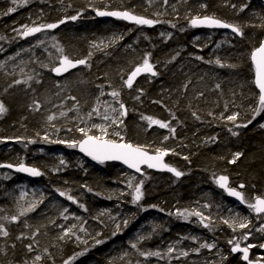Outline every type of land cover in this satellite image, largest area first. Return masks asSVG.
<instances>
[{"label": "trees", "instance_id": "trees-1", "mask_svg": "<svg viewBox=\"0 0 264 264\" xmlns=\"http://www.w3.org/2000/svg\"><path fill=\"white\" fill-rule=\"evenodd\" d=\"M96 10L128 11L158 22H99L92 17ZM204 16L237 25L243 35L217 51H197L201 44L191 39L203 31L189 22ZM50 23L60 27L40 35L38 44L20 34L24 26ZM113 34L116 48L100 51L97 44ZM207 34L212 44L216 36ZM0 37V103L6 108L0 113V164L41 172L28 182L39 190L19 199L13 187L20 178L2 179L0 171V225L8 232L0 234V264H244L230 254L237 243L253 245L250 260L264 261V214L248 207L264 199V112L252 119L259 104L249 63L264 38L260 0H0ZM63 56L86 64L55 80L50 70ZM145 58L156 75L116 90ZM99 89L119 93L126 111L118 127L124 142L149 153L166 151L165 163L182 173L180 180L148 172L135 177L118 165L76 155L68 144L83 137L76 129L88 121ZM234 114L237 120L229 121ZM145 117L169 127L150 125ZM236 153L240 157L230 163ZM217 176L228 177L242 193L244 208L216 189ZM137 185L143 196L133 203ZM241 222L247 227L239 228ZM69 229L71 235H64ZM246 234L257 240L244 239Z\"/></svg>", "mask_w": 264, "mask_h": 264}, {"label": "snow or ice", "instance_id": "snow-or-ice-1", "mask_svg": "<svg viewBox=\"0 0 264 264\" xmlns=\"http://www.w3.org/2000/svg\"><path fill=\"white\" fill-rule=\"evenodd\" d=\"M165 3H167V0H165ZM201 7H204L201 5ZM242 10V9H241ZM15 11L14 8H9L8 13H11ZM98 16H115L120 19L124 20H130L135 22L138 25H149L151 26L152 24L158 22V21H153L150 19H146L141 16H136L131 14L128 11H112V12H105V11H97ZM77 17L73 16L70 17V19L75 20ZM64 20L59 21L60 24L64 23ZM191 25L193 27L199 26V25H206L208 27H220V28H230L232 32L236 33L239 36L243 35L242 29L233 24H228L225 23L213 16H204L203 18L200 17H193L190 21ZM174 26V25H173ZM58 27V24H46V25H41L39 27H28L24 26V31L21 32L20 34L23 37H27L30 35H33L35 33L41 32L42 29L47 28V29H54ZM2 38V37H0ZM54 39V38H53ZM199 59V57H198ZM251 60L254 65L255 69V84L257 88L259 89V106L254 110L255 115H253V120L256 119V116L260 115L262 112H264V41L260 42L259 47L255 48L252 53H251ZM219 63V61H217ZM78 64H86V61L81 59L77 61H73L69 59L67 56H63L62 59L60 60V66L53 68V71L59 75L62 72L68 71L70 68L76 67ZM3 65L0 64V68H2ZM142 72H150L152 75H156V73L153 71V66L149 63L148 59L145 58L143 61L142 66H137L131 74L128 75V78L126 81H124L125 85L128 88H131L133 86V81L136 76H138ZM31 77H29L30 79ZM16 84L21 83V81L17 80L15 81ZM26 83V81H25ZM11 87V85H10ZM219 87V85L217 86ZM113 97H117L119 95L118 92L113 91L111 93ZM72 99H75V97H72ZM39 107V105H37ZM120 108L124 109V105L120 104ZM6 111V108L3 103H0V113H3ZM115 111V109H113ZM93 112H97V109H93ZM61 115H64V113H61ZM92 113H89V117H91ZM121 116L126 115V111H122L120 113ZM195 115V113H193ZM199 118V117H197ZM49 120L53 119V116L48 117ZM104 120H108L109 117L108 115L103 116ZM151 124H158L161 128H168L169 125L166 123H163L159 120H153L151 117H145ZM229 121H236L237 120V115H230L227 117ZM113 124H116L117 121L115 119L112 120ZM248 123H252V120H249ZM238 127H246L247 125H237ZM260 127L264 128V124H261ZM92 129H97L99 131V135L97 134H90L92 132ZM78 132L81 133L83 136V139L79 141H74L72 143H69V147H79L80 151L85 153L87 156H90L93 160L99 161L103 163L104 161H121L125 165H127L131 169H135L137 172L141 171V165H146L148 168H166L168 171L172 172L175 174V176L180 177L182 175L181 172L177 171L175 168H170L168 165L162 163V158L167 154L166 151H163L161 149L156 150L155 155H150L148 151L145 150L144 147L138 146V145H133L128 142H124L123 136L119 132H113L111 133L112 136L119 137V140L116 139H111L109 137V132L107 128L103 125L99 124H93L91 128H86V127H78L76 129ZM170 131H174V129H170ZM233 135H236L237 133L233 132ZM167 139V137H165ZM31 142V141H30ZM54 142H61V141H54ZM241 153H236L234 155V158L230 163H235L236 159L240 157ZM63 163V161H62ZM0 166H5V167H13L12 165H0ZM17 171L21 172H26L32 176H39L41 175V172L37 170L36 168H30V167H25L23 164H21L19 167L16 169ZM143 181H141V184ZM216 183L225 191L228 192L229 195L236 197L238 200L241 201V203L244 202V197L241 192L236 191L233 188L228 187V177L226 176H220L217 180ZM241 188L244 187V185H240ZM61 196H64L65 193L61 192ZM143 193L141 192V186L137 185L135 188V194L133 195V203H136L142 199ZM69 200H72L73 203H76L75 200L71 196L67 197ZM35 205L32 207H29L22 211L20 215H24L25 212L33 210ZM81 208H83V205H80ZM248 207L250 209H253L257 214L264 213V199L257 197L255 204H249ZM65 212H67V209H64ZM195 215L199 216L201 215L200 213H195ZM11 219L15 221L17 219L16 216H12ZM127 221H124L125 226L127 225ZM225 223H228V221H225ZM230 227L232 225H229ZM205 227H208V225H205ZM247 224L244 222L239 223V228L243 229L246 228ZM117 230H119V225H117ZM259 231L264 232V227L260 228ZM0 234L7 236L8 232L4 229L3 225H0ZM71 234V229L67 230L64 235H69ZM115 235V233H114ZM20 237H17L19 239ZM63 239V237H61ZM143 239V237H141ZM244 239H247V236L244 237ZM103 241L97 240L96 243H102ZM233 241L229 240V244H232ZM133 248H136V244L131 245ZM215 245L214 244H202L200 247L202 248H213ZM29 251L32 250V245L27 246ZM251 247H254L253 245H249L248 247L241 248L240 245L237 243L235 244L231 251L232 252H241L242 259L247 261L248 264H260V260L257 261H251L249 259V249ZM260 247L264 248V245H260ZM173 249L170 247L168 249V252H172ZM83 253H79L77 255H82ZM141 255H151V256H159V252H151V253H140ZM183 255H187V253H182ZM36 261H40L41 257L37 255L35 257ZM261 260H264V257L261 258ZM65 264H69V261H65Z\"/></svg>", "mask_w": 264, "mask_h": 264}, {"label": "rangeland", "instance_id": "rangeland-1", "mask_svg": "<svg viewBox=\"0 0 264 264\" xmlns=\"http://www.w3.org/2000/svg\"><path fill=\"white\" fill-rule=\"evenodd\" d=\"M28 27H31V26H28ZM213 34H215L216 39L214 40V42L212 44H211V42L213 41L212 37L210 35H208L206 32H202V33L198 34L195 37V41H198L201 44V47H197L196 50L197 51H203V50L208 48L209 49L208 53H211L212 51H217V50L221 49L224 45H227L228 39L231 37V35L227 34V33L215 32ZM116 39L117 38L113 34L109 38L104 39L107 41L105 43H102L101 46L105 47L107 45H109V46L117 45ZM37 42H38V40L34 41V43H37ZM126 47L128 48L129 46H126ZM109 91H113V90L110 89ZM114 101H115V99L112 98L108 93H105V91H103L102 89H99L96 93V100H95V103L93 106V109L94 108L97 109V112H93V109H92V115H91V117H89V114H88L89 119L86 122L85 127L91 128V126L93 124L103 125L107 128V130L110 134L108 138L119 140V137L111 135V133H113L114 131L119 132L118 127L120 125V118H121L119 107L117 104H115ZM113 109H115V111H113ZM105 114L108 115V117H109L108 120L103 119V116ZM113 119H115L117 121L116 124L112 123ZM91 133H94L97 135L100 134L97 129H92ZM40 153H43V150H40ZM55 155H59V154L56 153ZM11 177H12V175L5 173V172H2V174H1L2 179L9 180V179H11ZM37 190L38 189H35V188L30 189L28 187V184L24 181H19L17 183V185H15L13 187V191H15V193L17 194L19 199H24L27 196L31 195L32 192L37 191ZM253 231H255V229ZM70 235L71 234H69L67 236H70ZM246 236H247L248 240H252V241L257 240V238L251 236V234H249V235L246 234ZM249 245H251V244L247 243L245 246L248 247ZM251 248H253V247H251ZM209 264H214V263L210 262ZM263 264H264V262H263Z\"/></svg>", "mask_w": 264, "mask_h": 264}, {"label": "water", "instance_id": "water-1", "mask_svg": "<svg viewBox=\"0 0 264 264\" xmlns=\"http://www.w3.org/2000/svg\"><path fill=\"white\" fill-rule=\"evenodd\" d=\"M261 2H262V4L264 5V0H261ZM112 11H116V10H110V11H106V12H112ZM93 15H94V17H95L96 19H98L99 21L113 20V21H117V22H120V23L127 24V25H129V26H131V27L138 26V24H136V23L133 22V21L120 19V18H117V17H115V16H107V15H106V16H98V15H97V11H95V12L93 13ZM202 18H203V17H202ZM142 26H146V27H147V26H149V25H142ZM190 26H191L193 29H196V30L209 31V32H213V33H215V32L227 33V34H230L231 36L239 37V35H237L236 33L232 32L230 28L208 27V26H206V25H199V26H195V27H193V26L191 25V23H190ZM56 28H57V27H56ZM56 28H54V29H56ZM54 29H47V28H44V29H42L41 32L35 33V34H33V35H30V36H36V35L41 34V33L45 32V31H47V30H54ZM262 41H264V38H263ZM258 47H259V46H258ZM61 59H62V58H61ZM61 59H60V60H61ZM60 60L58 61L57 65H56L55 67H59V66H60ZM71 60H73V61H77V60H74V59H71ZM250 63H251V65H252V67H253V70H254V77H253V78H254V79H253L254 87H255V89H256V90L258 91V93H259V89L257 88V86H256V84H255V82H254V81H255V69H254V65H253L252 60H251V54H250ZM84 65H85V64H82V65H81V64H78L76 67H74V68H70L68 71H66V72H62V73L59 74V75H57V74L53 71V69H52V72H51V73H52V76H53L54 78L61 80V79H64L68 74H70V73L74 72L75 70H77V69L83 67ZM55 67H54V68H55ZM153 71H154V70H153ZM154 72H155V71H154ZM129 74H131V72H130ZM129 74H128V75H129ZM128 75H127V78H128ZM142 76H148V77H150V78H153V77H154V75H152L150 72H142V73H140L138 76L135 77V79H134V81H133V84L135 83V81H136L137 79L141 78ZM127 78H126V80H127ZM126 88H128V87L126 86ZM76 152H77V154H78L79 156H81V157H83V158H86V159H89L91 162H93V163H95V164H99V165H111V164L118 165V166L122 167L123 169H125L128 173H130L131 175L136 176V177L141 176V175H142V171H143V170H146V171L151 172V173H155V174H163V175L170 176V177L174 178L175 180H180V179L182 178V175H181L180 177H177V176H175L174 173L168 171L166 168H148L146 165H141V171H140V172H137L135 169H131V168H129L127 165H125V164L122 163L121 161H104L103 163H101V162H99V161L93 160L90 156H87L85 153L81 152L78 146L76 147ZM148 153H149V152H148ZM149 154H150V155H155L156 153H149ZM162 163H163V164H166V163H165V156H163V158H162ZM6 165H9V164H6ZM166 165H167V164H166ZM12 166H13V167L0 166V170H1V171H4V172H8V173H10L11 175H12V174H13V175H14V174L20 175V176H22V177H24V178H26V179H34V178L36 177V176H32V175H30V174H28V173H26V172L17 171L16 169H17V167L20 166L19 164H18V165H12ZM25 167H27V166H25ZM168 167L172 168L171 166H168ZM30 168H31V167H30ZM216 186H217V188H218L220 191H222V192L225 194V196H226L230 201H232L234 204L239 205V206H242V205H243V203H241L240 200H238V199H237L236 197H234V196L229 195L228 192L225 191V189L221 188L217 183H216ZM255 202H256V200H255ZM261 214H264V213H261ZM262 245H264V244H262ZM242 248H243V247H242ZM259 253H260V255L264 256V248L260 247V248H259ZM231 254H232V255H241V261L244 262V263H248L247 261H245V260L242 259V255H243V254H242L241 252H235V253H234V252L231 251Z\"/></svg>", "mask_w": 264, "mask_h": 264}, {"label": "bare ground", "instance_id": "bare-ground-1", "mask_svg": "<svg viewBox=\"0 0 264 264\" xmlns=\"http://www.w3.org/2000/svg\"><path fill=\"white\" fill-rule=\"evenodd\" d=\"M260 3H261V5L264 7V5L262 4V2H261V0H260ZM96 11H110V10H96ZM95 12V11H94ZM93 12V13H94ZM93 13H92V17H93V19H95V20H97V21H99L98 19H96L95 17H94V15H93ZM109 21H113V20H108V21H99V22H109ZM50 24H53V23H50ZM55 24H58V27L56 28V29H58L59 27H60V24L59 23H55ZM124 24V23H123ZM124 25H126V26H129V25H127V24H124ZM28 26H31V27H36V26H34V25H32V24H30V25H28ZM37 27H39V26H37ZM130 27V26H129ZM147 27H149V26H147ZM56 29H54V30H56ZM23 30H24V28H22L21 29V32H23ZM54 30H47V31H45V32H48V31H54ZM20 32V33H21ZM45 32H43V33H45ZM203 32H206V33H211V32H209V31H203ZM43 33H41V34H38V35H36V36H27V37H25V38H35V40H38V42L37 43H34V44H38V43H40L41 42V40H40V38H39V36L40 35H42ZM213 33V32H212ZM213 35H215V34H213ZM110 37V36H109ZM109 37H106L105 39H107V38H109ZM231 37H233V36H231ZM230 37V38H231ZM236 37V36H235ZM34 40V41H35ZM192 41H195V38H192L191 39ZM107 40H102L101 42H99L98 44H97V46H99V48H100V51H106V50H108V48H110V49H115L116 48V45H114V46H109V45H107V46H101V44L102 43H105ZM228 44V43H227ZM260 45V44H259ZM258 45V46H259ZM257 46V47H258ZM201 47V46H200ZM256 47V48H257ZM255 49V48H254ZM253 49V50H254ZM252 50V51H253ZM252 51L250 52V54L252 53ZM106 53V52H105ZM78 60H81V59H78ZM83 60H85L86 61V59H84L83 58ZM58 63V62H57ZM57 63L51 68V70H50V75H51V77L53 78V79H55V80H59V79H56V78H54L53 76H52V69L57 65ZM249 63H250V55H249ZM152 65V64H151ZM250 65H251V63H250ZM85 66V65H84ZM83 66V67H84ZM142 66V65H141ZM153 66V65H152ZM83 67H81V68H83ZM137 67V66H136ZM135 67V68H136ZM251 67H252V65H251ZM81 68H79V69H81ZM135 68H133V69H131L130 71H128L126 74H125V76H124V78H123V80H122V82L117 86V89L116 90H118V89H120V88H126V85H125V83H124V81H126V78H127V75L130 73V72H132ZM79 69H77V70H79ZM77 70H75L74 72H76ZM153 70L155 71V69H154V67H153ZM252 70H253V67H252ZM74 72H72V73H70V74H68L67 76H69V75H71V74H73ZM66 76V77H67ZM155 76V75H154ZM253 77H254V70H253ZM252 77V84H253V88H254V90L256 91V93H257V100H258V104H259V93H258V91L255 89V87H254V83H253V78ZM151 79L150 77H148V76H142L141 78H139V79H137L136 81H135V83L138 81V80H140V79ZM135 83L133 84V86L135 85ZM132 86V87H133ZM126 89H130V88H126ZM105 93H108L112 98H114L115 99V104H117L118 105V107H119V111H120V113H121V109H120V105H119V103H118V100H117V98L116 97H113L112 95H111V93L112 92H106L105 91ZM95 100H96V97H95ZM95 100H94V103H95ZM94 103H93V106H94ZM93 106H92V108H91V110H90V113H92V109H93ZM120 117H121V115H120ZM120 124H121V118H120ZM86 126V123H84L83 125H82V127H85ZM90 134H94V133H90ZM81 139H83V137L81 138ZM80 139V140H81ZM74 151H75V153H76V155L79 157V158H81V159H85V160H88V161H90L89 159H86V158H83V157H81V156H79L78 154H77V152H76V147L74 148ZM40 152V151H39ZM53 155H55V154H53ZM56 157H60L59 155H57ZM91 162V161H90ZM93 163V162H92ZM7 164V163H6ZM6 164H0V165H6ZM10 165V164H9ZM18 165V164H17ZM19 165H21V164H19ZM24 166H27V167H31V168H35V167H32V166H30V165H26V164H23ZM120 167V166H119ZM122 168V167H121ZM37 169V168H36ZM123 169V168H122ZM38 170V169H37ZM125 170V169H124ZM1 171V170H0ZM126 171V170H125ZM2 172H4V171H2ZM143 172H148V171H146V170H143L142 171V173ZM5 173H8V172H5ZM148 173H151V172H148ZM8 174H10V173H8ZM153 174H155V173H153ZM11 175V174H10ZM13 176H17V177H19L20 178V180H14L15 181V185H17V183L19 182V181H24V182H26L27 184H28V182L29 181H32V180H35L38 176H36L34 179H26V178H24V177H22V176H20V175H17V174H12V177ZM136 177V176H135ZM220 176H217L216 178H215V180H214V184H215V187H216V189L217 190H219L218 188H217V186H216V180L219 178ZM29 187V186H28ZM228 187L229 188H231L230 187V185H229V182H228ZM30 189H32L33 187H29ZM35 189H38V188H35ZM39 190V189H38ZM37 190V191H38ZM37 191H34V192H32V194L33 193H35V192H37ZM220 191V190H219ZM15 192V191H14ZM220 192H222V191H220ZM223 193V192H222ZM224 194V193H223ZM17 195V194H16ZM224 196H225V194H224ZM226 197V196H225ZM226 199L229 201V202H231L232 204H234L232 201H230L227 197H226ZM254 199V198H253ZM255 200H256V198L253 200V203L252 204H255ZM235 206H237V207H239V208H244L245 207V203L243 202V205L242 206H239V205H236V204H234ZM253 210V209H252ZM254 211V210H253ZM255 213V212H254ZM264 244V243H263ZM244 247H246V246H243V248ZM242 248V247H241ZM260 248V247H259ZM231 249L232 248H230V254H231ZM234 256H239L240 257V260H241V255H234ZM259 256L260 257H263L262 255H260V253H259ZM249 259H250V252H249ZM251 261H254V260H251ZM242 262V261H241ZM242 263H244V262H242ZM248 264V263H247Z\"/></svg>", "mask_w": 264, "mask_h": 264}, {"label": "flooded vegetation", "instance_id": "flooded-vegetation-1", "mask_svg": "<svg viewBox=\"0 0 264 264\" xmlns=\"http://www.w3.org/2000/svg\"><path fill=\"white\" fill-rule=\"evenodd\" d=\"M191 21V20H190ZM153 25V24H152ZM138 26H142V25H138ZM189 26H190V22H189ZM131 27V26H130ZM134 27H137V26H134ZM142 27H146V26H142ZM150 27V26H149ZM190 28H192L191 26H190ZM193 29V28H192ZM194 30H196V29H194ZM199 31H202V30H199ZM212 33V32H211ZM260 257V256H259ZM264 257V256H263ZM257 260H259V259H257L256 258V260H254V261H257ZM263 262L264 261H260V264H263ZM244 264H247V263H244Z\"/></svg>", "mask_w": 264, "mask_h": 264}]
</instances>
